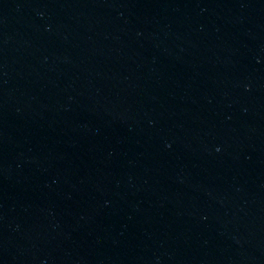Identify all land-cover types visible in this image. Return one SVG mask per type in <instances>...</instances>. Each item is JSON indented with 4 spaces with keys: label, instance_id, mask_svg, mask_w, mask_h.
<instances>
[{
    "label": "water",
    "instance_id": "1",
    "mask_svg": "<svg viewBox=\"0 0 264 264\" xmlns=\"http://www.w3.org/2000/svg\"><path fill=\"white\" fill-rule=\"evenodd\" d=\"M0 264H264V0H0Z\"/></svg>",
    "mask_w": 264,
    "mask_h": 264
}]
</instances>
